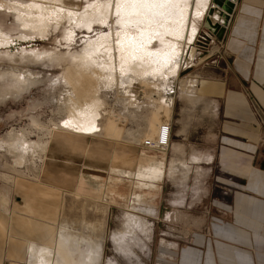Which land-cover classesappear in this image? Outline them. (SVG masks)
Instances as JSON below:
<instances>
[{"label":"rangeland","instance_id":"374dc122","mask_svg":"<svg viewBox=\"0 0 264 264\" xmlns=\"http://www.w3.org/2000/svg\"><path fill=\"white\" fill-rule=\"evenodd\" d=\"M64 1L69 6L70 3L74 4L75 9L83 8L86 4V0ZM237 1H233L232 10L228 12L224 8L227 0H208V4L205 6L208 8L206 11H202L201 17L192 13L193 8L197 5V0H190L187 18L188 21L195 23L196 33L195 39L187 49L188 51L192 49L195 51L191 62L194 65L191 67L189 65L183 66L184 68L178 72L173 80H170V84L173 85V93L163 92L161 98L154 105L144 99L138 110L130 109L134 114L127 112L122 107L121 102L115 99V90L107 92L104 110L106 115L101 119V122L111 123L115 118L120 122L123 130L138 129L157 139L160 138L158 135L160 126L167 122L168 134L163 148L138 144L130 141L126 136H119L118 138L109 135L88 137L80 136L71 131L57 132L58 130H55L51 137L52 141L66 147L68 152L72 151L74 153L72 155L78 159L81 158L77 154L84 155L89 151H95V153H100L102 159L108 157V161L113 165L122 167H129L130 164L134 166L136 160L144 161L150 157L160 158L164 161L163 151L168 148L169 144L182 143L187 147V151H192L189 156H184L185 153L182 152V147L179 144L174 145V148L180 152L167 154L170 158L182 157L186 161L189 173L182 180V183V178H179L180 175L169 178L166 174L159 185H154L155 190L153 187L143 188V190L135 189L136 193L139 192L144 195L140 197L141 199L145 198L148 201L149 204L146 207H142L135 200L132 204L130 202L128 204L114 203L102 199L99 191H92L81 179H78L77 174L71 171L75 162L72 160L64 161V158L55 157L61 156V152L57 149L50 150L52 156L47 162L46 168L41 170L38 168L37 162L35 164L30 162L13 163L11 154L5 148L0 147V203L6 204V213L4 209L0 208V264H24V258L18 257L19 249L16 248L11 251L8 248V241L25 245L24 239L33 235L36 243L41 246L44 244L41 234L51 232V239L54 242L57 232L63 226L61 221L63 222L65 219L77 228L74 230L80 236L88 235L101 241L102 250L98 264H160L161 260L163 262L164 260H171L174 250L184 243L192 232L199 228L205 229V232L208 231L207 223L217 213L219 201L228 191L226 185L216 181L217 168L211 157L208 158V168L202 169L198 164L202 159L199 155L201 147L211 143L218 124V114L211 106L207 111H203L200 105H196L197 100L195 103L188 101L186 95L180 90V84L184 79L190 81L193 84L190 88L191 91L192 88H195L196 83L194 81L198 79L200 69L219 65L223 60L224 45ZM214 3L219 5L221 9H213ZM222 10H225L228 17L222 14ZM0 20L3 23V29L9 30L8 33L11 36L18 34V29L11 27L14 22L11 14L0 10ZM112 28L110 21L104 26L95 23L90 30L81 24L76 25L71 32L68 24L65 23L56 30H51L43 38L36 36L35 38L32 37L29 42L18 41L14 47V53L17 54L14 56L16 62L12 63L5 58H0V67L6 68L14 65L19 68L28 67L31 71L39 72V75L43 77H41L40 82L32 83L28 89L20 94L4 96L0 91V138H3L10 129L27 128L33 130L30 138L34 140L37 135H40V131L30 125L31 116H36L44 124H51L49 119L56 120L59 117L56 110L58 104L56 99L60 96L63 87L59 81L63 68L51 62L43 64L35 62L33 65V63L19 61L18 58L22 57L20 53L22 47L38 51L39 49L40 51L53 50L57 54H65L68 51L76 52L85 45L88 38H93L98 33ZM223 28L224 31L219 37ZM68 29L71 37L66 40L64 33H67ZM28 63L29 66H27ZM9 81L8 76L1 77L0 86ZM170 101H173L171 115ZM108 111L109 113H107ZM180 133L181 137H178ZM94 138H100L112 145H141L152 153L143 152L135 160L136 156L126 152L127 149L123 152L124 155L118 157L106 152L103 145L91 148L89 139ZM153 149L160 150V152ZM192 156H200L201 159L194 161L191 159ZM94 162L101 163L100 160ZM57 163H62V166L57 167ZM116 186L121 187V189L119 187L118 192L123 195H126L130 189V185L127 183ZM86 190L87 193L93 192L95 194L91 196L83 194L86 193ZM154 205L156 208L153 207ZM158 208L161 210V216L156 215L153 211V209ZM142 209L151 211L145 210L146 214L143 215L144 213H140ZM139 210L140 212H138ZM126 213L136 214L144 219L149 234L145 242L135 238V243L132 239L134 244L130 242L133 244L132 248L126 246L120 250L116 249L112 236L114 231H119L126 223ZM87 220L91 222L101 221L103 230L96 234H93L92 231L88 233L82 229ZM67 226L70 227V225ZM139 235L143 236L142 234Z\"/></svg>","mask_w":264,"mask_h":264},{"label":"bare ground","instance_id":"6f19581e","mask_svg":"<svg viewBox=\"0 0 264 264\" xmlns=\"http://www.w3.org/2000/svg\"><path fill=\"white\" fill-rule=\"evenodd\" d=\"M189 3L190 0H86V4L80 10L75 9L72 3L69 6L64 0H0V10L13 16L14 22L11 27L18 29V34L11 36L9 30L3 29L0 20V58L12 63L16 62L14 56L17 54L14 53V47L18 41L29 42L36 36L43 38L51 30H56L65 23L71 32L80 24L87 30L95 23L104 26L111 21L113 26L108 31L88 38L85 45L76 52L57 54L53 50L21 48L22 57L18 58L19 61L33 65L35 62L39 64L51 62L63 68L59 76L63 87L56 99L58 100L56 110L59 114L56 120L49 119L51 124H44L36 116L30 117V125L40 131L36 139L30 138L33 130L27 128L10 129L3 138H0V147L11 154L13 163L37 162L38 168L43 170L52 156L50 150L57 149L61 156L54 154L57 155L55 157L64 158V161L72 160L76 164L81 161L83 167H88L89 161L78 159L72 155L74 154L72 151L68 152L66 147L52 141L51 137L55 130L71 131L88 137L126 136L138 144L163 148L164 145L160 142L166 140L167 122L160 126L158 134L160 138L157 139L138 129L123 130L115 118L111 123L101 122V119L106 115L105 98L107 92L111 90H115V99L131 113L134 112L130 109L138 110L144 99L154 105L163 92L173 93L170 80H173L183 66L194 65L191 62L195 51L187 49L195 39L196 33L195 23L188 21L187 18ZM207 4L208 0H197L192 13L202 17V11L208 8L205 7ZM217 8L221 9L214 3L213 9ZM221 12L223 15L226 13L225 10ZM69 29L64 33L66 40L71 37ZM4 76L10 78L9 82L0 86L4 96L20 94L32 83L40 82L43 78L37 71H31L28 67L19 68L16 65L0 67V78ZM192 86L190 81L184 79L180 84V90L188 101L195 103L198 97L190 93ZM191 159L200 161L201 157L192 156ZM159 161L163 160L156 157L144 161L136 160L133 171L124 170L125 167L113 165L108 161L107 169L110 174H115L116 178L126 175L136 189L141 190L143 187L152 188L154 183L166 174L169 178L180 175L182 183L189 173L188 165L182 157L171 158L168 167L163 169L158 167ZM61 164L57 163L56 166L60 168ZM77 176L84 183L85 179L90 181L92 185L89 184V187L92 191H102V185H97L96 175ZM133 192L137 197L144 196L136 193V190ZM100 197L103 199L104 189ZM0 208L6 213V204L0 203ZM125 219L126 223L119 231H114L112 236L116 249L120 250L126 246L132 248L135 238L145 242L149 234L145 220L138 215L126 213ZM61 224L63 226L57 232L54 242L51 239V232H43L41 235L44 244L41 246L36 243L34 236L30 235L28 239H24L25 245L8 241V248L11 251L18 248V257L24 258V264H98L102 250L101 241L88 235L80 236L74 230L77 228L66 219L61 221ZM82 229L96 234L103 230V223L87 220Z\"/></svg>","mask_w":264,"mask_h":264},{"label":"crops","instance_id":"0c3cea01","mask_svg":"<svg viewBox=\"0 0 264 264\" xmlns=\"http://www.w3.org/2000/svg\"><path fill=\"white\" fill-rule=\"evenodd\" d=\"M224 47L223 60L219 65L200 69L190 93L199 98L196 105L203 111L211 106L218 114L211 143L201 147L202 159L198 164L202 169L208 168L211 157L217 168L216 181L226 185L228 191L219 201L217 213L207 223L208 231L199 228L192 232L174 250L172 259L161 260L160 264H264V0L237 1ZM169 105L171 115L173 101ZM89 142L91 148L103 145L106 152L118 157L128 149L126 152L135 155V160L143 152L152 153L141 145H112L100 138ZM178 144L185 157L192 153L182 143L169 144L163 151L165 160L159 161V168H167L172 158L167 154L180 152L174 148ZM77 155L89 161V166L83 167L79 161L71 171L84 177L96 175L106 201L132 204L135 200L142 207L148 205L145 198L134 194L136 187L126 175L116 178L110 174L108 157L102 159L95 151ZM96 159L101 163L94 162ZM125 169L135 170L133 164ZM160 180L154 184L159 185ZM85 181L87 187L92 185ZM124 183L130 185L126 195L120 194L116 186ZM83 194L95 193L86 190ZM145 210L151 211L138 212L145 215ZM153 211L162 215L159 208Z\"/></svg>","mask_w":264,"mask_h":264},{"label":"water","instance_id":"95a60500","mask_svg":"<svg viewBox=\"0 0 264 264\" xmlns=\"http://www.w3.org/2000/svg\"><path fill=\"white\" fill-rule=\"evenodd\" d=\"M233 1H235V0H233ZM233 1L231 0H227V3H226V6H224V8L228 11V12H231V10H232V7H233V5H234V3H233ZM226 15V17H228V14H225ZM223 31H224V28L221 30V32L219 33V37L221 36V34L223 33Z\"/></svg>","mask_w":264,"mask_h":264},{"label":"built area","instance_id":"2783aa9c","mask_svg":"<svg viewBox=\"0 0 264 264\" xmlns=\"http://www.w3.org/2000/svg\"><path fill=\"white\" fill-rule=\"evenodd\" d=\"M161 145H165L166 144V140H163L160 142Z\"/></svg>","mask_w":264,"mask_h":264}]
</instances>
